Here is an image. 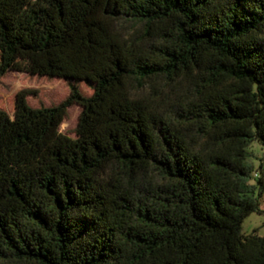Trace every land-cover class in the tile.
Returning <instances> with one entry per match:
<instances>
[{
  "label": "trees",
  "instance_id": "16d2710c",
  "mask_svg": "<svg viewBox=\"0 0 264 264\" xmlns=\"http://www.w3.org/2000/svg\"><path fill=\"white\" fill-rule=\"evenodd\" d=\"M9 71L69 92L0 107V264H264V0H0Z\"/></svg>",
  "mask_w": 264,
  "mask_h": 264
},
{
  "label": "rangeland",
  "instance_id": "374dc122",
  "mask_svg": "<svg viewBox=\"0 0 264 264\" xmlns=\"http://www.w3.org/2000/svg\"><path fill=\"white\" fill-rule=\"evenodd\" d=\"M121 27L125 31H133L138 28V25L121 22ZM68 83L58 79H47L43 77H33L24 72L9 71L5 75L0 77V107L8 109L11 105V98L13 94L22 88H28L36 91V94L30 95L27 98L28 104L31 107H49L54 106L62 102L68 96ZM79 91L89 96L91 94V88L85 84H78ZM80 113V107L77 105H71L67 109V114L61 125L59 126V132L67 137L74 138L75 127ZM250 153V160L253 167L264 161V151L257 143H252L248 147ZM253 184V181L250 182ZM254 197L258 201V212L250 213L244 218L241 225V232L243 234H249L256 232L258 235H264V191L259 195L258 190L254 191Z\"/></svg>",
  "mask_w": 264,
  "mask_h": 264
}]
</instances>
